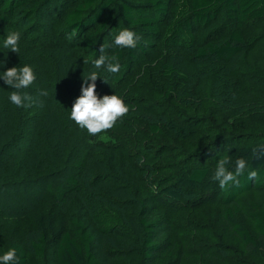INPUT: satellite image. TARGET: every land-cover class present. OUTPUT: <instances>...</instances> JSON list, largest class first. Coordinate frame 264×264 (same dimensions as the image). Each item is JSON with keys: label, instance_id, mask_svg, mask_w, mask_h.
Masks as SVG:
<instances>
[{"label": "trees", "instance_id": "trees-1", "mask_svg": "<svg viewBox=\"0 0 264 264\" xmlns=\"http://www.w3.org/2000/svg\"><path fill=\"white\" fill-rule=\"evenodd\" d=\"M26 1L29 2L24 6ZM64 1L67 0H0V41L10 31L19 32L18 24L11 20L12 13H19L25 23L20 28L24 29L39 18L43 9ZM260 20H264V0H77L61 16L58 40L30 44L27 35L20 33L18 55L11 50L0 52V59L6 57L3 68L28 64L35 74L33 83L20 90L31 98L22 107L9 102L7 96L13 89L0 80V212L16 220L23 218L29 224L35 233L30 245L34 254L43 256L47 245L55 241L53 253L57 264H181L186 253L179 234L173 230L174 237L163 241L160 239L163 231H170L166 218L145 217L143 194L149 189L147 183L139 180L142 189L136 198L138 209L133 223L124 220L117 203L123 199L126 185L130 194L125 195H136L137 186L129 180H138V166L142 165L135 159L139 155L155 160L162 150H174L168 146L169 140L190 141L198 134L199 128L195 126L206 123L198 124L191 114L199 111L207 114L217 109L223 112L220 126L224 129L216 127L222 135L206 143L207 149L214 147V151L204 162L174 160L160 187L157 180L161 179L155 181V193L169 206L185 209L198 208L207 197L216 199L221 205L219 219L241 246L239 251L264 264V207L251 200L247 208L239 204L240 195L245 192L264 194V106L235 105L223 111L219 105L210 106L216 92L212 84L217 77L205 79L204 90L196 89L191 72L181 65L186 61L180 58L188 55L196 66L232 62L249 48L246 27ZM125 27L138 34L140 40L135 48L108 47L106 54L116 55L120 71L104 75L108 82L97 76L94 91L100 96L109 84L113 85L109 90L113 92L123 88L122 84H129L131 89L123 102L134 103L137 93H145V100L139 102L146 104H130L132 112L118 118L112 128L89 135L68 114L82 84L86 86L83 75L92 70L91 61L100 55L105 37L113 28L119 31ZM257 40L263 42L264 52V30L251 38ZM141 56L147 63L143 68L138 63ZM246 69L264 84L261 64L248 65ZM96 71L103 74L102 69ZM140 74L144 79L136 80L135 76ZM221 83L224 97L234 93L229 82L222 79ZM42 91L47 96L40 95ZM153 92L159 96L158 100L151 98ZM260 98L264 103V95ZM232 127L234 130L225 129ZM156 148L158 156L150 157ZM225 154L231 158L230 170L237 158L245 159L246 168L236 183L221 188L211 177L217 160ZM88 171H98L90 182L106 186L105 199L116 205L105 203L97 211L94 219L98 229L105 234L117 229V235L130 240H121L120 243L126 244L115 250L102 249L101 258L93 251L96 237L81 213L77 211L67 217L63 211L71 199L74 200L71 204H79L77 195L86 187L81 177ZM123 177L126 181H120ZM7 185L16 190L4 202L2 190ZM24 186L35 187L37 191L27 193L22 190ZM15 193L18 199L11 203ZM129 226L134 227L139 238L126 237ZM190 233L193 235L190 240L200 250L191 256L215 258L225 264H246L213 225L199 222ZM9 247L16 249L17 264H26L25 246L10 239L0 253Z\"/></svg>", "mask_w": 264, "mask_h": 264}, {"label": "rangeland", "instance_id": "rangeland-1", "mask_svg": "<svg viewBox=\"0 0 264 264\" xmlns=\"http://www.w3.org/2000/svg\"><path fill=\"white\" fill-rule=\"evenodd\" d=\"M77 0H67L61 3L59 6L55 7H47L43 9L42 14L39 16V18L33 23V24H27L25 25L24 29H21V24H25L24 21L21 19V16L19 13L15 12L12 13L11 20L16 21L18 24L19 32L23 35H27L26 41L30 44H34L35 42H47L48 39H55L58 40L57 35L60 27V21L61 16L63 12L67 10V8L71 7ZM29 1L25 2V5ZM264 30V20H260L258 22H255L249 26L246 27L245 33L248 36L247 42L249 43V48L245 51L244 55H238L232 62L229 63H220V62H210V63H203L202 65H195L194 63L190 62L191 58H188L186 56H180L183 61H186V63L181 62L186 66L187 70L191 72L192 77V84L197 89L200 88V90H204V80L209 79L211 77H217L215 79V83L212 84V89H214L215 94H212V101L210 106L216 107L217 105L220 106V110L223 111L226 108H234L236 105L237 108H245L246 106L251 105H259L264 106V103L261 101L260 95H264V84L259 83L255 78H253L250 73H247V67L248 65L251 66H257L261 64V68H264V52H263V42L257 41H251V38L256 36L258 33L262 32ZM86 31L85 33H87ZM118 32L117 29L110 30L109 34L105 37L103 42V49L104 53L107 52L108 47L110 48L112 45V40L114 38V35ZM84 33V34H85ZM21 34V35H22ZM83 34V35H84ZM43 40V41H42ZM77 44L78 41L76 42ZM80 45V44H79ZM101 54V53H100ZM138 63L140 64V68H143L146 66V58H143L142 56L139 58ZM149 64V63H148ZM144 75L140 74L135 76L136 80H142L144 79ZM134 79V81H135ZM222 79H224L226 82H229V88L232 89V92H230V96H223L221 94V91L223 89V85H220ZM220 82V83H219ZM222 84V83H221ZM129 85V84H128ZM128 85H121V87H126L125 89L121 88L118 92L109 91L113 86L112 84L107 85L106 92L104 94H115L122 98V100L126 97V94L129 93L131 87ZM156 93L153 92L151 95V98L154 100H158L159 96L155 95ZM153 96V97H152ZM145 93L136 94V100H134V103L128 102L125 103L128 107V111L125 114H128L132 112V109H130V104L132 105H139L141 104L144 106L146 103H140L139 101L145 100ZM150 98V99H151ZM161 99V98H160ZM161 101V100H160ZM157 101H154L156 104ZM210 103V102H209ZM156 108V107H155ZM208 111H211L209 109ZM215 112L204 114V112L199 111L196 112V114L192 116L193 118H196L198 122H206L204 125H197L195 128H199L197 130L198 134L197 136H193L190 141L187 142H181L178 140H175V142H172L169 140L167 142L168 146L173 148V151L169 150H162L159 152V156L155 160L149 159V156H141L139 155V158H136L135 161L138 162L142 166H138V180L137 179H130V182H133L136 187V195H125L130 194V189H128V185L124 187V196L123 201L120 200L119 203H117L118 208L121 210L122 216L124 220L127 221V223L131 224L136 219L137 216V209H138V201L137 197H140L141 192V185L140 181L144 183H147L149 186V189L143 194V198L145 199V217L147 218H156V216H161L162 218H166L167 227L170 231H163V234L161 235L160 239L165 240L169 238V236L174 237L172 234V231L175 230L177 234H179L183 245L185 249L186 255L183 256L181 264H201L199 260H202L204 262L211 263L214 261V264H225L221 261L216 260L215 258H209L206 256H202L201 258H197V256H191L194 253H197L200 251L197 249L195 244L190 240L192 239L193 235L190 233V230L192 227L195 226V224L202 221L206 224L213 225L214 228L217 230V233H221L222 240L225 243H229L234 250L238 251L242 257L243 261L246 264H259L257 260L248 258L245 253L240 252L241 246L236 242V240L231 236L230 232L226 230V227L223 225L221 220L219 219V212L221 205L218 204L216 199L213 198H205L204 202L196 209H185L183 207H175L174 205H168L165 201L160 199V196L155 193V181L160 178L159 181V187L161 186L162 180H165L166 177L171 172L170 167L173 166L174 160L175 163L178 161H187L190 163H198V162H204L206 160V156L214 151V147L207 149V145L209 142L213 140H217L219 137V132L216 129V127H221L224 129L223 126H220V123H222V113L220 111H217V109L214 110ZM207 112V111H205ZM190 116V115H189ZM186 117V115L184 116ZM183 117V118H184ZM175 118L178 120L179 118L175 116ZM191 117H188L189 119ZM206 118L208 121H205ZM214 120H210V119ZM219 118L220 120H218ZM180 121V120H178ZM199 124V123H198ZM227 130H234V127L232 128H225ZM202 130L203 132L201 133ZM200 134V135H199ZM226 135V133H224ZM159 138L164 139V136H159ZM166 142V141H165ZM219 145H216L215 147H218ZM140 149L142 148V145H139ZM156 149H154L153 153L150 157L158 156V153L155 152ZM149 151L147 150V153ZM203 153L204 156H200L199 154ZM174 156V157H173ZM149 165V168H146ZM153 165V167H152ZM152 167V169H151ZM89 172V173H88ZM84 172L81 181H85L86 187H82L81 192L77 197L79 198V204L77 202L70 203L74 201L73 199L69 200L67 202L68 204L63 207L64 214L68 217L69 215H72L73 213H76L79 211L81 213L82 219L87 224L89 229L93 232L96 239L93 244V251L98 257H102V249L105 251H111L115 250L117 248L124 246L126 243H120L121 240H126L124 236L117 235L116 233L119 232L116 230L110 232V233H103L101 229H98V225L94 219V216L97 215V211L100 210L101 207L105 206V203H108L111 206H116L112 204L109 200V198L105 199V188L106 186H101V183L95 182L91 183L93 177L97 175L98 171L95 173H91L90 171ZM87 173V174H86ZM120 181H126V178H120ZM128 181V182H129ZM89 184V185H88ZM8 187H4L2 190L3 198L5 199L4 202L8 199V195L13 190L15 191V187L13 185H7ZM15 186V185H14ZM23 191H26L28 193V190L30 193H33L34 190H36L35 187H22ZM158 188V187H157ZM156 188V189H157ZM43 189V188H42ZM37 191V190H36ZM1 192V188H0ZM8 193V194H6ZM89 195L90 197H86ZM24 197V196H22ZM75 198V197H74ZM18 197L16 196V193L12 197L11 203H14ZM21 200V199H20ZM241 202L239 203L240 206L247 208L248 201H254L256 203H259L261 206L264 207V194L257 191H249L245 192L242 195H240ZM10 203V202H9ZM77 212V213H79ZM170 212V213H168ZM168 213V214H166ZM166 214V215H164ZM128 235L126 237L128 238H139V233L133 231L134 227L129 226ZM181 230H184L185 232H180ZM123 233L124 230H123ZM35 237L34 231L29 227V224L23 220V218H18L17 220L14 218H9L7 216H3V214L0 212V251L3 249V247L7 244V242L10 239L18 240L20 241L26 248V264H57L55 260V255L53 253V248L55 241H51L47 246L43 256H37L34 254V252L31 249V243ZM170 237V239H171ZM201 253V252H200ZM189 255V256H188Z\"/></svg>", "mask_w": 264, "mask_h": 264}, {"label": "clouds", "instance_id": "clouds-1", "mask_svg": "<svg viewBox=\"0 0 264 264\" xmlns=\"http://www.w3.org/2000/svg\"><path fill=\"white\" fill-rule=\"evenodd\" d=\"M20 32H8L2 41H0V52L11 50L17 55L20 51L19 41ZM140 40V36L125 27L120 29L112 40V45L117 49L135 48ZM101 54L91 61L92 70L83 75L86 86L82 84L80 94L74 99L68 118L72 120L79 128L86 130L89 135L95 136L107 129L113 127L118 118L122 117L128 111L127 105L122 98L115 94H104L97 96L95 93V80L97 76H101L105 81L104 75L119 73L120 64L116 55L104 53V49H100ZM6 59V57H5ZM5 59H0V68H3ZM98 69H102L103 74L98 75ZM35 74L33 68L28 65L17 67L11 66L3 68L0 71V80L3 81L7 88L13 89L8 93L7 99L17 107L27 106L26 102L31 98L27 94H22L21 89L27 88L33 83ZM46 91H42L40 95L47 96ZM230 156L225 154L221 156L215 165L211 179L218 182L221 188L237 182V177L243 173L246 168V161L243 158H237L234 162V168L229 169ZM255 176V173H250ZM16 249L9 247L7 251L0 253V264H17Z\"/></svg>", "mask_w": 264, "mask_h": 264}]
</instances>
